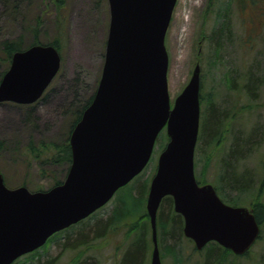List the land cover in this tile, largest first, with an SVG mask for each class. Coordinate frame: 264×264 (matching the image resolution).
<instances>
[{
  "label": "water",
  "instance_id": "1",
  "mask_svg": "<svg viewBox=\"0 0 264 264\" xmlns=\"http://www.w3.org/2000/svg\"><path fill=\"white\" fill-rule=\"evenodd\" d=\"M178 0H108L110 26L98 88L70 136L72 163L65 180L46 191L10 189L0 174V264L46 244L55 233L92 215L149 164L160 133L161 153L147 200L154 249L163 264L158 211L165 197L184 219L183 233L201 251L216 242L237 256L258 240L261 227L247 207L226 204L212 184L200 185L195 151L200 132L201 67L171 105L166 34ZM52 45L12 57L0 83V104H32L61 68Z\"/></svg>",
  "mask_w": 264,
  "mask_h": 264
},
{
  "label": "rangeland",
  "instance_id": "2",
  "mask_svg": "<svg viewBox=\"0 0 264 264\" xmlns=\"http://www.w3.org/2000/svg\"><path fill=\"white\" fill-rule=\"evenodd\" d=\"M18 1L23 6L40 4V0ZM218 1V5L223 2ZM208 6L209 0H178L175 7L166 36L170 58L168 85L171 105H174L175 99L190 81L195 66L199 64L203 72L201 94L211 98L219 113L226 112L233 116L232 133L248 135L255 128L260 130L261 143L245 160L238 161L235 171L237 177L244 173L254 178V196L259 191L260 201L264 203V191L259 190L264 177V15L257 13L255 16L251 9L243 13L232 3L230 31L226 30L220 35L216 15L207 12ZM8 8L5 10V2L0 0V39L14 38L24 32L22 25L25 20L21 19L22 25L11 24L13 10L10 5ZM53 10L49 9L48 15H44V34L50 39L55 36L53 20L56 13ZM63 13L66 24L62 39V66L44 96L28 110L14 103L0 105V143L4 144V149L0 148V173L4 174L11 188L23 186L25 182L31 191L46 190L52 187L57 178L63 179L65 166L49 162L42 164L37 159L34 161L27 147L31 142L39 146L64 141L73 122L74 110L97 89L102 75L110 26L108 0H68ZM24 36L27 44L31 43L33 38ZM250 76L261 80L254 98L247 90ZM201 105L202 124L207 116L206 100ZM232 141L233 137L227 136L221 145L211 147L206 137H203L196 151L197 178L202 184H212L229 201L237 193L231 192L225 183L219 185L218 180L222 157L231 147ZM167 142L168 136L164 130L145 171L120 189L112 201L95 213L91 220L57 234L44 247L22 257L15 264H79L85 260L87 264H118L132 240L130 225L134 219H123L121 224H116L103 237L94 234L96 223H106L122 199L129 202L131 209L144 208L147 214L151 179ZM42 168H45V173ZM218 186L222 187L221 191ZM132 195L140 196L138 202H134ZM251 198L245 194L238 200V205L249 207ZM148 223L152 247L145 264H151L154 247L150 218ZM84 233L90 234L86 245L66 247L67 243L72 245ZM158 242L163 264H175L168 254V248L174 243L171 237L165 238L162 243ZM179 250L182 264H205L206 251H197L194 242L185 236L179 241ZM227 257L220 264H264V231L249 257L235 258L232 253Z\"/></svg>",
  "mask_w": 264,
  "mask_h": 264
},
{
  "label": "trees",
  "instance_id": "3",
  "mask_svg": "<svg viewBox=\"0 0 264 264\" xmlns=\"http://www.w3.org/2000/svg\"><path fill=\"white\" fill-rule=\"evenodd\" d=\"M3 1L5 2V10L9 9V5L13 10V13H11L13 14L11 15V21L13 22L10 23H14L15 25H22L20 22H23V20H21L23 18L25 20V24L22 25V29L24 31L22 34L14 38L0 39V81L9 69L12 57L16 52L37 44L53 45L60 52L62 51V39L66 24V17L63 13V10L67 9L68 2V0H40V4H38L37 6L36 3L34 5L27 4V6H23L22 2L18 0ZM218 2V0H209L207 12H209V14L216 15L218 32L220 35H222L226 30L230 31V4L232 3L239 7L243 13H246L251 9L255 16L257 13H260V15H264V0H223V2L222 0H220V3H223H221V5H218ZM49 9H54L53 12L55 11L54 13H56L53 20V33L55 34V36L52 39L47 38L44 34V31L46 30L44 26L46 24L44 15H48ZM24 34L29 35L33 38L31 43L27 44ZM260 85L261 80H259L257 77L254 79L253 76H250L247 90L249 95L252 94L251 97L254 98L253 95L257 93ZM95 91L90 95L89 98L86 99V101L83 102L81 106L76 109V111L74 110L73 122L70 126L69 134L64 141L61 140L52 144L43 142L44 144H41L39 146H36L33 142H31L27 147L32 160L35 161V159H37L42 164H47V162H49L51 164L65 166L66 171L63 175V179L65 178L71 164L72 157L71 147L69 143L71 132L81 119L84 110L92 102ZM205 100L207 102V116L204 122L201 124L199 140L203 137H206V140L211 145V147H217L224 142V139H226L227 136L233 137L231 147L229 148L225 156L222 157V169L219 174L218 184L223 185L225 183V186H227V188H229L231 192H236L237 194L236 197H232V200L230 201L227 200L223 196V194H221V192L219 193V195L227 204L233 206H239L238 200L241 199V197L245 194H248L249 197L252 196V201L250 202L248 208L255 215L257 221L261 224L262 233L259 239H262L264 231V203L260 201V192L257 191L256 196H254V191L252 188L256 187H254L255 180L253 177L246 176L244 173H241V176L237 177V173L235 171L238 161L241 159L245 160L249 155H251L256 145H259L261 143V140L259 138L260 130H255V128L251 130L248 135H245L244 133L241 135L233 134L231 128V122H233L234 120L233 116L228 115L226 112L219 113L216 104L211 101V98H206L201 95V103H203ZM17 106L20 108H25L26 110H28V108L30 107L19 105ZM0 148L4 149L3 143H0ZM42 167L46 166L42 165ZM262 168L264 171V157ZM42 172H46L45 168H42ZM63 179L62 177L57 178L52 187L60 184ZM198 181L202 184L200 178H198ZM5 182L6 184H8L7 180H5ZM23 186L27 187V183L24 182ZM221 188V186H218L219 191H221ZM260 189L264 191V177L262 180V186L259 187V190ZM139 194L142 195V192H139ZM131 197L134 202H138V199L140 198L139 195H132ZM128 203V201L122 199L120 205L107 219L106 223H96L94 234L97 237H103L116 224H121L123 219H129L130 217H132L134 219V221H132L130 225L132 240L127 245V248L118 264H145V258L147 257L148 252H150V249L152 247V241L150 238V225L148 223L149 218L148 215L144 213V208H141V210L139 208L138 210V207L134 206L135 210H133L128 206ZM89 219L91 220L92 217L88 218L87 220ZM84 222L86 221H82V223ZM157 225L158 240L162 243L164 242L165 238L168 239L169 237H171L174 243L171 244L170 248H168V254L169 256H172L175 264H182L183 261L179 250V241H181L184 236V220L181 215L175 213L174 201L172 197L164 198L158 213ZM89 235V233L79 235L74 240L72 245L67 243L66 247L75 248L77 246L86 245L88 243ZM80 238L84 240L79 241ZM203 251H206L207 253L205 257V264H220L228 259L227 255L231 254L229 250L224 249L215 242L209 243L203 249ZM250 251L246 255L241 257H249ZM235 258L240 257L235 256ZM79 264H87V262L85 260L83 262H80Z\"/></svg>",
  "mask_w": 264,
  "mask_h": 264
}]
</instances>
